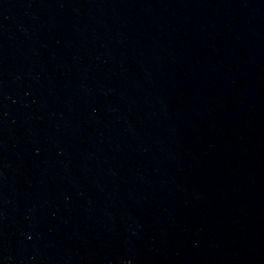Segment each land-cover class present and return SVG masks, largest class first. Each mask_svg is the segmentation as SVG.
<instances>
[{
    "label": "water",
    "instance_id": "water-1",
    "mask_svg": "<svg viewBox=\"0 0 264 264\" xmlns=\"http://www.w3.org/2000/svg\"><path fill=\"white\" fill-rule=\"evenodd\" d=\"M0 264H264V0H0Z\"/></svg>",
    "mask_w": 264,
    "mask_h": 264
}]
</instances>
